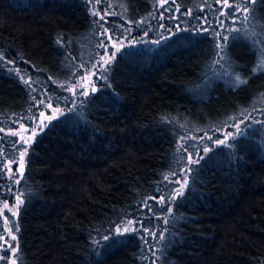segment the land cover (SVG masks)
I'll use <instances>...</instances> for the list:
<instances>
[{"label": "trees", "instance_id": "obj_1", "mask_svg": "<svg viewBox=\"0 0 264 264\" xmlns=\"http://www.w3.org/2000/svg\"><path fill=\"white\" fill-rule=\"evenodd\" d=\"M99 1L104 20L88 0H0V127L37 114L40 101L68 110L28 147L16 191L23 203L11 213L0 206V228L6 216L18 241L5 259L151 264L155 246L154 264H264V117L248 118L264 115V0L233 19L219 16L215 0ZM105 29L124 47L96 91L76 97L66 89L105 53ZM217 43L226 44L223 59ZM237 120L242 133L228 145L205 136ZM187 133L195 137L181 142ZM16 140L0 137V163L18 159ZM184 171L183 195L169 202ZM5 187L0 178V201L15 202ZM135 217L155 239L142 229L112 233Z\"/></svg>", "mask_w": 264, "mask_h": 264}, {"label": "rangeland", "instance_id": "obj_2", "mask_svg": "<svg viewBox=\"0 0 264 264\" xmlns=\"http://www.w3.org/2000/svg\"><path fill=\"white\" fill-rule=\"evenodd\" d=\"M169 0H167L168 2ZM228 2L231 4V1L228 0ZM89 6H90V11L91 13L96 12L98 15L97 17H106L107 15H109V12H107V10H105V7L103 8L101 5V2L99 0H88ZM165 0H161V4H165ZM224 11V9L222 10ZM124 28H129L127 26H125ZM131 28V27H130ZM145 34H143L142 36H140L139 38H144ZM110 41V47H111V53H117L118 51H115V49L120 48V44H122V42L118 39L112 38ZM113 41H115V45H113ZM105 55V53L103 54ZM108 59V55H105V60ZM111 60L108 61V63ZM264 61V56L262 55V58H260V64L261 62ZM107 63V64H108ZM12 65V64H11ZM97 68L100 67V63L99 61L97 62V64H95ZM98 72L96 71V69H92L90 68V71L86 72L85 75L82 77V79L80 80L79 84H77L76 86H73L71 88L75 89V95L74 96H78V94H80L81 91V86H83L84 90H87L88 93L92 92L93 87L96 89L98 86V83L100 82L101 78L99 74H97ZM72 93V92H71ZM43 106L42 108L37 109V114H25L23 116L22 119L20 120H14V127H10L8 129H4L3 126L0 127V137H5L6 134L11 135V136H15L18 139H20L21 137L23 138L24 141H28V144L26 145L27 147H29L33 141L35 140L36 136L38 133L41 132V121H43V127L46 125V123L48 122V117L49 116H53L54 114V110H56V116L62 115L64 113H66L68 110L62 107H55L54 105H52L50 102H44L43 101ZM51 104L52 107L48 108L47 105ZM41 113H43V115H41ZM264 117V115H258L255 117H248L249 119L251 118L252 122H257L259 120H261V118ZM241 121L244 122V120H237L235 123H230L225 125L223 128H214L210 131V133L206 134V137H214L215 141L217 139L220 140H225V144L224 145H228L231 138L232 137H228L227 133H232L233 137L239 135L242 130V123ZM235 124H239V129H237L236 127H234L233 125ZM21 125H23V127H21ZM33 131H35V135H33ZM239 133V134H238ZM195 136L193 134H189L187 133V135L185 137H183V140H181V142L184 141V139H190V138H194ZM214 145L216 146L217 144L214 143ZM22 146V150L23 151V142L21 143ZM205 152V151H204ZM27 154V153H26ZM204 154V153H203ZM25 157L26 155L23 157L22 163H23V167L20 168V164L17 162L19 161V157L16 161L10 162V161H3L2 163H0V172H3V175H0L1 180L3 181V184H5V188H4V192L8 191L9 194H11V197L14 198L15 202H7L5 200L0 201V206L1 209H4L5 211L8 210L10 213L14 212L15 210V205H16V198L18 197L17 194V190L19 187V183H14V181L19 180L23 174L24 171V165H25ZM19 168V172L20 174L17 175V169ZM188 177V172L184 171L180 174V176H178L176 178V181H179V183H177V189H180V185L184 183V180L187 179ZM5 217V221H6V226H5V231L7 232L10 229V233L9 234H14L10 224L7 222L6 216ZM130 222V223H129ZM142 223V219L140 217H135V218H130L127 219L126 221L122 222L121 224L117 225L116 227H114V229L112 230V233L114 234L116 232L117 229L120 230L121 233H131V232H135L132 231L133 229H138L140 228V224ZM124 228H128L130 229L129 232H124ZM150 233L153 232H148L146 234H148V236H150L151 238L153 237ZM15 235V234H14ZM3 236V240L7 241L8 240V235H2ZM0 243H2V241H0ZM10 243L12 244L13 248H16V241H10ZM155 246H153V249L151 250L150 253V259L148 262L151 261V264H154V256H155V252L154 249ZM8 257L12 256L13 254L11 253H5L2 249H0V257H4V258H8L5 257L4 255H6ZM3 259H0V262H2ZM8 264H12V260L8 261Z\"/></svg>", "mask_w": 264, "mask_h": 264}, {"label": "snow or ice", "instance_id": "obj_3", "mask_svg": "<svg viewBox=\"0 0 264 264\" xmlns=\"http://www.w3.org/2000/svg\"><path fill=\"white\" fill-rule=\"evenodd\" d=\"M165 2H167V0H165ZM174 2V0H173ZM215 3L217 5H219L220 7L218 8V12H219V16H225L227 15L229 19H233L234 17H236V14L238 12H241V13H244L246 14L248 12V7L247 5H251L252 3H254V0H242V3L240 4H236V3H232L230 4L228 2V0H223V3H221V0H215ZM221 9H227L228 12L225 13L224 11H222ZM178 10V8H177ZM187 15H191V12H188V13H185ZM93 16H97L98 14L96 12H93L92 13ZM174 17H169V19H173ZM242 18L243 20L247 21L248 20V16L247 15H242ZM105 17H100V20H104ZM197 19H201L200 17H197ZM100 20L96 21L97 23L100 22ZM129 24H132V21H128ZM143 23L142 21H137L136 24L139 25ZM208 21H207V17H203V20H202V24H207ZM217 24L220 25V27L222 28H225V31H228L229 34L231 35L232 37V40L235 41V40H238L240 38L239 36V33H240V29L238 28H226L225 25L220 21L219 18H217V21H216ZM124 31H126L128 33L129 36H131V28H126L124 29ZM197 31L199 32H202V33H207L209 32V29L208 28H205V27H202L201 29H198ZM212 34L214 35V37H221L223 41H227L228 40V37L226 36H222L221 32L215 30V29H212L211 30ZM100 35L102 37H104V39L101 40L100 44L98 45V47H101L105 50V55H107V48H108V45L105 44V40H111L112 37L111 35L108 34L107 30H103ZM121 35H123V32H121ZM142 39V38H141ZM132 42H137V41H132ZM157 43H159V41H157ZM113 45H115V41H113ZM120 48H123L124 45L123 44H120L119 46ZM216 49L218 50V54L219 52H223V56H221V59L224 58V56L227 55V51H226V44H221V43H217L215 45ZM115 51H119V48L115 49ZM105 55H101L99 56V63H100V67L97 68L95 64H93L91 66L92 69H96L97 72H100V77L98 78H106V71H102V69H104V66L108 63V60H105ZM111 59H114V53H113V57H109V60ZM258 67L261 69V70H264V61L261 62L260 65H258ZM90 71V69H85V72H88ZM235 80H236V83L237 85L239 84H242V83H247L246 80H241V78L237 75L235 77ZM67 91L69 92H72L73 95H75V89L74 88H68L66 89ZM93 92L96 91V89L93 87L92 89ZM89 93L87 92V90H84L83 89V86H81V91H80V95L82 96H87ZM65 99H68L67 97ZM38 103H43L42 101L38 102ZM48 108H51L52 105L51 104H48L47 105ZM69 111H72V109H69ZM41 115H43V113H41ZM54 118H58L56 116V110H54V114L53 116H49L47 119L48 121L50 122L52 119ZM243 121H241L242 123ZM234 127H236L237 129H239V124H235L233 125ZM21 127H23V125H21ZM41 130H43V121H41ZM35 131H33V135H35ZM239 134V133H238ZM227 136L228 137H232L233 140H235V137H233V134L232 133H227ZM208 139H211V137H208ZM23 142V151H20L19 152V161H17L19 164H20V168L23 167V163H22V160H23V157L26 155L27 151H28V147L26 146L28 144V141H24L23 138L21 137L20 139L16 140V141H13V146H16V145H21V143ZM214 143H216L217 145H223L225 144V140H220V139H217L216 141H214ZM185 151H187V149H185ZM205 152L209 151V149H204ZM191 163H199V158L197 160H194V161H191ZM191 163L189 165V168H188V171L191 172ZM4 173L3 172H0V175H3ZM20 172H19V168L17 169V175H19ZM165 179L167 180L168 177H165ZM14 183H19V180H16L14 181ZM174 183H179V181H175ZM187 185V179L184 180V183L180 185V189H178L174 194H170L169 195V202H172L176 199L177 196H182L183 195V188ZM154 199V198H153ZM16 203L17 205L18 204H21L23 203L22 200L19 199V197L16 198ZM158 204H164V198L163 196H161L160 200L157 201ZM145 204L147 205V202H145ZM150 208V206H149ZM169 212H171V208H168L167 209ZM130 223V222H129ZM165 223H167V220L165 219ZM143 230L145 233H148V229L147 228H144L143 224L141 223L140 224V228L138 229H133L132 231H136V232H139L140 230ZM16 230L19 231V227H18V224L16 225ZM124 232H129L130 229L128 228H124L123 230ZM0 232H3L4 235H8V240L5 241L3 240V236H0V241H2V243H0V249H2L5 253H11V254H15L17 249H18V241H17V238L14 234H9L10 233V229L7 231V232H4L3 228H0ZM114 234H120L122 235L123 233L120 232L119 229L116 230V232ZM153 238L155 239V233H150ZM103 239L107 240L109 239V237H104ZM142 239H144L142 237ZM160 239H163V235H161ZM10 241H16L17 243V247L16 248H13L12 247V244L10 243ZM146 242V241H145ZM0 259H3L4 260V264H8V260L5 259L4 257H0ZM12 264H16V261L15 260H12Z\"/></svg>", "mask_w": 264, "mask_h": 264}]
</instances>
